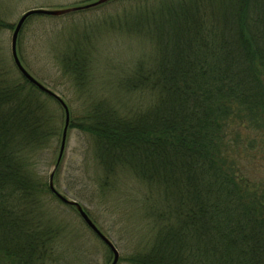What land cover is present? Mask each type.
Here are the masks:
<instances>
[{"label": "trees", "instance_id": "1", "mask_svg": "<svg viewBox=\"0 0 264 264\" xmlns=\"http://www.w3.org/2000/svg\"><path fill=\"white\" fill-rule=\"evenodd\" d=\"M127 1L133 20L156 33V56L113 89L147 102L126 114L100 100L81 129L95 142L100 189L118 188L124 169L141 188L132 215L151 241L133 264H264V181L230 156L243 129L264 140V0ZM75 49L64 71L83 86L90 62ZM22 78L37 95L28 103L25 85L0 80V264H57L62 229L43 213L56 196L38 156H19L26 140L49 135L34 119L27 133L40 95L57 101Z\"/></svg>", "mask_w": 264, "mask_h": 264}, {"label": "rangeland", "instance_id": "2", "mask_svg": "<svg viewBox=\"0 0 264 264\" xmlns=\"http://www.w3.org/2000/svg\"><path fill=\"white\" fill-rule=\"evenodd\" d=\"M99 1L0 0V80L10 86L14 83L25 85L12 56V38L17 24L27 12L65 11ZM153 4L155 6L148 7L149 10L158 5ZM130 5L127 0H111L60 17H31L23 26L17 42V56L23 68L63 101L73 124L68 128L62 160L57 166L65 112L57 102L45 100L40 95L39 111H33L35 113L25 119L27 133L35 125L34 119L46 128L49 135L39 145L31 146L26 140L27 145L19 156H38L39 176L51 183L63 198L84 210L117 250V264H133L139 248L151 241L143 230L145 227L132 215L135 211L131 200L141 188L134 183L130 171L124 169L118 188L100 189L102 174L96 161L95 142L81 129V124L85 123L83 119L92 106L100 100L119 103L126 114L133 111V106L140 105L139 101L147 102L146 96L139 98L138 94H127L124 98L122 93L113 89L117 79L128 75L135 65L140 62L147 64L156 56V43L153 41L156 33L153 32L152 37L149 30L142 27V20H133L132 10L128 8ZM77 46L90 62V74L83 86L64 71L63 65L66 60L74 58ZM23 92L27 93L22 95L26 103L30 96L37 97L29 86L25 85ZM243 130L245 136L233 144L230 156H243L244 174L252 180L264 181V140L251 130ZM225 147L229 145L226 143ZM52 175L54 179L51 182ZM44 201V221L62 229V248L57 264H113V254L86 225L76 207L64 204L57 197L50 196Z\"/></svg>", "mask_w": 264, "mask_h": 264}, {"label": "water", "instance_id": "3", "mask_svg": "<svg viewBox=\"0 0 264 264\" xmlns=\"http://www.w3.org/2000/svg\"><path fill=\"white\" fill-rule=\"evenodd\" d=\"M108 1H111V0H100L98 3L90 5V6H86V7H83V8H75V9L65 10V11H45V10L29 11L20 19L19 23L16 26L14 34H13V38H12V56H13L15 65H16L18 71L20 72V74L24 77V79L26 81H28L31 85L36 87L40 92H42L43 94H46L47 96H49V97L53 98L54 100H56L62 106V108L64 109V112H65V128H64V132H63L62 147H61L60 156H59V160H58L57 166L60 164V162L62 160V155H63V152H64V147H65V142H66V137H67V131H68V128H69V123H70L69 111H68L66 105L63 103V101L57 95H55L54 93H52L51 91L46 89L44 86H42L40 83H38L23 68V66H22V64H21V62H20V60L18 59V56H17L18 37H19L20 32L23 29V26L25 25L27 20L30 19L31 17H36V16L60 17V16H63V15H66V14L76 13V12L88 10V9L94 8L96 6H99L101 4H104V3L108 2ZM57 166H56V168H57ZM52 180H53V175L51 177V182H52ZM51 191L61 202H63L64 204H67L69 206H74V207H76L78 209V212H79L81 218L86 223V225L109 248L110 252L113 254V257H114L113 264H117L118 263V259H119V254H118L117 250L110 243V241L97 229V227L89 219L88 215L84 212V210L82 208H80L76 203H71V202L67 201L65 198H63L60 194H58L56 192V190L54 189V187L52 186V184H51Z\"/></svg>", "mask_w": 264, "mask_h": 264}]
</instances>
